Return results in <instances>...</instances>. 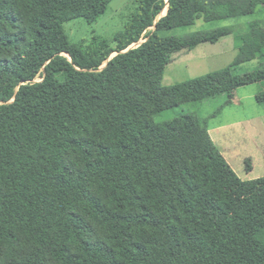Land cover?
<instances>
[{
	"label": "trees",
	"instance_id": "obj_1",
	"mask_svg": "<svg viewBox=\"0 0 264 264\" xmlns=\"http://www.w3.org/2000/svg\"><path fill=\"white\" fill-rule=\"evenodd\" d=\"M112 1L0 0V264H264V177L197 115L154 120L264 81L238 72L264 57V0H136L114 47L72 44ZM201 19L235 25L165 35ZM233 35L229 66L163 85L173 54Z\"/></svg>",
	"mask_w": 264,
	"mask_h": 264
},
{
	"label": "rangeland",
	"instance_id": "obj_2",
	"mask_svg": "<svg viewBox=\"0 0 264 264\" xmlns=\"http://www.w3.org/2000/svg\"><path fill=\"white\" fill-rule=\"evenodd\" d=\"M136 9V0H113L95 23L89 24L84 19H77L67 23L64 28L70 42L74 45L85 43V45H89L98 37L114 47L115 36L125 30ZM254 19L255 17L243 19L241 27ZM234 25L235 21L206 22L201 19L192 27L172 29L165 35L183 37L195 32L213 31ZM144 41L145 39H142L139 43ZM237 54L234 35L224 37L215 44L206 43L191 51L173 54L172 62L165 70L163 85L173 86L224 69L234 61ZM114 56L116 55L113 54L111 58ZM262 66H264V57L242 65L238 72L239 74L250 73ZM37 81H41V79H37ZM261 92H264V81L238 89L234 103L227 104L229 100L227 95L202 103H188L156 115L154 120L156 123H165L183 115H197L207 122L212 132L220 131L218 134L220 136L223 134L220 142L217 141L216 144L237 175L243 180H255L264 177V104H258L255 98V95ZM260 116L261 118H258ZM243 122L246 123L243 124ZM236 123H241L244 129L253 134L258 148L257 154L253 152L248 155L251 148L249 146L245 148L241 142L246 141L240 140L235 135ZM221 141L225 145L240 141V149H235V152L229 150L230 153H228ZM247 160L251 162L249 163L250 170ZM261 239L264 241V235L261 236Z\"/></svg>",
	"mask_w": 264,
	"mask_h": 264
},
{
	"label": "crops",
	"instance_id": "obj_3",
	"mask_svg": "<svg viewBox=\"0 0 264 264\" xmlns=\"http://www.w3.org/2000/svg\"><path fill=\"white\" fill-rule=\"evenodd\" d=\"M258 94V93H257ZM257 94L255 95V98H256V96H257ZM222 96H226V94H224V95H222ZM228 96V95H227ZM219 97H221V96H219ZM217 98V97H216ZM211 99H214V98H208V99H206V100H204V101H201L200 103H202V102H205V101H207V100H211ZM235 99H236V91H235V93H234V97H233V100H232V102L231 103H234V101H235ZM256 101H257V99H256ZM197 103H199V102H197ZM258 103V102H257ZM227 104H228V102H227ZM230 104V103H229ZM259 104V103H258ZM258 118H261V116L260 117H258ZM257 118V119H258ZM256 119V118H255ZM260 120V119H259ZM250 122V121H249ZM244 123H246V122H243V124ZM219 132L220 131H214V132H212L211 131V129H209V133H210V135H211V137H212V139H213V141L215 142V144L217 143V141H219L220 142V140H221V136L223 135H218L219 134ZM235 132H236V136L238 137V138H240V140L242 139L243 141L245 140L246 142H241V143H243V145H244V147L245 148H247V146H249L251 149H250V152H249V154L248 155H250V154H252L253 152H256V154H257V150H258V148L256 147V140H254L255 138L252 136L253 134L252 133H249L246 129H244L243 128V125L241 124V123H239V124H235ZM216 134V135H214V134ZM254 133H256V132H254ZM221 142H223V141H221ZM240 142V141H239ZM239 142H235V143H231L230 142V144H228V145H225L224 144V142L222 143L223 144V146L225 147V149L227 150V152L228 153H230V151L229 150H233L234 152H235V149H240V146H239ZM217 145V144H216ZM218 146V145H217ZM243 147V146H242ZM228 148V149H227ZM220 149V148H219ZM221 150V149H220ZM251 150H252V152H251ZM222 152V151H221ZM223 154V153H222ZM259 154V153H258ZM246 157H247V155H245ZM225 157V156H224ZM226 158V157H225ZM227 160V159H226ZM228 161V160H227ZM232 167V166H231Z\"/></svg>",
	"mask_w": 264,
	"mask_h": 264
},
{
	"label": "water",
	"instance_id": "obj_4",
	"mask_svg": "<svg viewBox=\"0 0 264 264\" xmlns=\"http://www.w3.org/2000/svg\"><path fill=\"white\" fill-rule=\"evenodd\" d=\"M168 1L169 0H166V2H167V4H168ZM167 12H168V7L166 8V14H167ZM165 13H162V15H161V17H164L165 15H166ZM145 42V41H144ZM144 42H142V43H144ZM142 43H137V44H135V45H137L135 48H137V47H139ZM130 49H134V47H130L128 50H130ZM127 50V51H128ZM65 56H67L68 58H69V60H71V56H69V55H67V54H64ZM115 55H118V53H116ZM115 57V56H114ZM112 58H110L103 66H102V68L100 69V70H103L106 66H107V64H108V62L111 60Z\"/></svg>",
	"mask_w": 264,
	"mask_h": 264
},
{
	"label": "bare ground",
	"instance_id": "obj_5",
	"mask_svg": "<svg viewBox=\"0 0 264 264\" xmlns=\"http://www.w3.org/2000/svg\"><path fill=\"white\" fill-rule=\"evenodd\" d=\"M165 13H166V11H165Z\"/></svg>",
	"mask_w": 264,
	"mask_h": 264
}]
</instances>
